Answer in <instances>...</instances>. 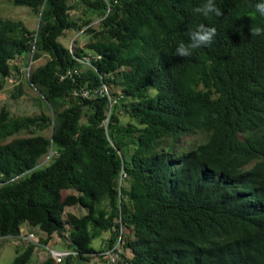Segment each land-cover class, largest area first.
Returning <instances> with one entry per match:
<instances>
[{"label": "trees", "instance_id": "1", "mask_svg": "<svg viewBox=\"0 0 264 264\" xmlns=\"http://www.w3.org/2000/svg\"><path fill=\"white\" fill-rule=\"evenodd\" d=\"M202 2L11 0L37 26L0 19V92L10 78L21 97L14 62L43 58L26 84L46 111L0 104V239L36 237L10 264L51 238L74 255L38 264L104 262L115 244L123 264H264V35L248 31L264 17L257 0H215L219 18ZM200 23L214 42L175 57Z\"/></svg>", "mask_w": 264, "mask_h": 264}, {"label": "rangeland", "instance_id": "2", "mask_svg": "<svg viewBox=\"0 0 264 264\" xmlns=\"http://www.w3.org/2000/svg\"><path fill=\"white\" fill-rule=\"evenodd\" d=\"M4 18L20 21L29 30H34L37 26V18L27 8L13 6L11 4V0H0V19ZM95 25L96 22L92 24L93 27H95ZM59 41L65 46H74L73 42H76V46H82L86 43L87 39L82 33L74 34L71 32H67L62 39H59ZM43 61V58H40L36 61L31 62L25 57L20 61L17 60L16 62H14L15 65L20 67V72L22 73L20 83L23 95L15 101L7 98L6 94L14 83L12 79L11 82L7 81L5 90L0 92V104L6 106L13 116H29L32 114H36L38 109L46 111L44 105L37 99L36 92L29 88L26 84V77L29 70L42 64ZM38 104L40 105L39 108ZM44 135L47 136L48 133L45 132ZM200 141L201 137L198 135L186 136L179 142V148L187 151L189 149V144H197ZM53 156L54 152L49 151L48 154L42 159L39 166H46ZM26 243L27 241L17 238L0 239V264H10V261L14 256L15 247L24 246ZM99 243L100 240L95 239L92 241L91 247L94 249L101 248ZM47 248L59 250L57 240L55 238H51L48 241L46 247L37 246L35 249V254L33 253L34 256L32 258L31 264H38L41 260L46 258L48 256ZM100 251L103 250L100 249ZM119 253H121V250L119 251ZM119 253L117 255V264H123ZM104 262L100 260L99 256H93L90 264H103Z\"/></svg>", "mask_w": 264, "mask_h": 264}, {"label": "clouds", "instance_id": "3", "mask_svg": "<svg viewBox=\"0 0 264 264\" xmlns=\"http://www.w3.org/2000/svg\"><path fill=\"white\" fill-rule=\"evenodd\" d=\"M194 14L209 18L211 16L222 17L223 12L215 4V0H203V2L192 9ZM255 12L260 17H264V0H257L255 4ZM251 37H259L264 35V27L259 25H252L248 29ZM217 35L215 27L206 26L204 23H200L195 28L187 29V42H179L175 47L173 55L175 57L185 58L192 55V50L210 46L214 42V38Z\"/></svg>", "mask_w": 264, "mask_h": 264}, {"label": "built area", "instance_id": "4", "mask_svg": "<svg viewBox=\"0 0 264 264\" xmlns=\"http://www.w3.org/2000/svg\"><path fill=\"white\" fill-rule=\"evenodd\" d=\"M7 81L11 82V79L9 78ZM83 96L85 93L82 94ZM17 239H23L29 243H34L36 237L33 234L25 233L23 230L20 231V235L17 237ZM48 256L55 262L59 263L61 260H63L68 255H74L73 252L70 251H61V250H53L51 248H47ZM119 253V249L117 245L115 244L112 248L103 250L101 252V256L104 258L105 262L107 264H117V255Z\"/></svg>", "mask_w": 264, "mask_h": 264}]
</instances>
